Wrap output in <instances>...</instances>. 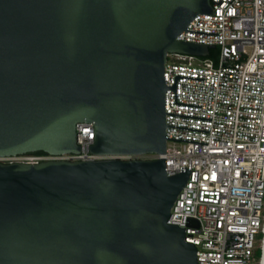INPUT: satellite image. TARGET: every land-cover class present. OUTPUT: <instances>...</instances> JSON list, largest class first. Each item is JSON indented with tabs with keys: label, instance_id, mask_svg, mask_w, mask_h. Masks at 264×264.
<instances>
[{
	"label": "water",
	"instance_id": "95a60500",
	"mask_svg": "<svg viewBox=\"0 0 264 264\" xmlns=\"http://www.w3.org/2000/svg\"><path fill=\"white\" fill-rule=\"evenodd\" d=\"M212 0H0V159L164 154L169 54ZM164 159L0 161V264H197ZM264 259V258H263ZM264 264V262H263Z\"/></svg>",
	"mask_w": 264,
	"mask_h": 264
},
{
	"label": "built area",
	"instance_id": "2783aa9c",
	"mask_svg": "<svg viewBox=\"0 0 264 264\" xmlns=\"http://www.w3.org/2000/svg\"><path fill=\"white\" fill-rule=\"evenodd\" d=\"M212 6L177 40L218 49L217 60L168 55L164 154L94 155V124L79 123L80 154H27L0 161L164 159L169 175L190 172L168 224L185 230V241L197 248V264H262L264 0H212Z\"/></svg>",
	"mask_w": 264,
	"mask_h": 264
},
{
	"label": "trees",
	"instance_id": "16d2710c",
	"mask_svg": "<svg viewBox=\"0 0 264 264\" xmlns=\"http://www.w3.org/2000/svg\"><path fill=\"white\" fill-rule=\"evenodd\" d=\"M217 53H218V49H215V51L211 50L210 57H214V56L217 57ZM34 154H45V153L37 152V153H34ZM256 257L258 259L261 257V251L259 249L256 251Z\"/></svg>",
	"mask_w": 264,
	"mask_h": 264
},
{
	"label": "rangeland",
	"instance_id": "374dc122",
	"mask_svg": "<svg viewBox=\"0 0 264 264\" xmlns=\"http://www.w3.org/2000/svg\"><path fill=\"white\" fill-rule=\"evenodd\" d=\"M213 51H215V49H213ZM208 58L211 59V60H214V61L217 60L216 56H214V57H210V56H209V57H207L206 59H208ZM170 60H171V58H170ZM171 61H172V60H171Z\"/></svg>",
	"mask_w": 264,
	"mask_h": 264
},
{
	"label": "bare ground",
	"instance_id": "6f19581e",
	"mask_svg": "<svg viewBox=\"0 0 264 264\" xmlns=\"http://www.w3.org/2000/svg\"><path fill=\"white\" fill-rule=\"evenodd\" d=\"M263 262H264V259H263ZM263 262H262V264H263Z\"/></svg>",
	"mask_w": 264,
	"mask_h": 264
},
{
	"label": "flooded vegetation",
	"instance_id": "af4514ba",
	"mask_svg": "<svg viewBox=\"0 0 264 264\" xmlns=\"http://www.w3.org/2000/svg\"><path fill=\"white\" fill-rule=\"evenodd\" d=\"M34 154V153H33Z\"/></svg>",
	"mask_w": 264,
	"mask_h": 264
}]
</instances>
